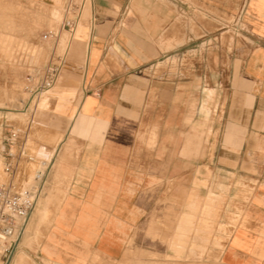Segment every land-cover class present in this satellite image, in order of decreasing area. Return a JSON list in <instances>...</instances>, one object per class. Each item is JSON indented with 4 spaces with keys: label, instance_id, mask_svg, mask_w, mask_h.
I'll list each match as a JSON object with an SVG mask.
<instances>
[{
    "label": "crops",
    "instance_id": "crops-1",
    "mask_svg": "<svg viewBox=\"0 0 264 264\" xmlns=\"http://www.w3.org/2000/svg\"><path fill=\"white\" fill-rule=\"evenodd\" d=\"M89 5L58 57L59 142L8 264H264V0Z\"/></svg>",
    "mask_w": 264,
    "mask_h": 264
},
{
    "label": "rangeland",
    "instance_id": "rangeland-1",
    "mask_svg": "<svg viewBox=\"0 0 264 264\" xmlns=\"http://www.w3.org/2000/svg\"><path fill=\"white\" fill-rule=\"evenodd\" d=\"M66 1L57 0L54 6L53 0H0V173L2 172L1 177L5 181L13 179L19 186H22L23 178L25 187L38 185L35 175L41 167L37 161H43V165L47 163L44 167L42 165V170L49 165L48 159L39 156L38 152L53 149L59 142L58 136L53 135V129L56 125L60 126L61 111L55 105L57 101L53 89H45L48 90L46 95L53 99L42 108L37 107L34 100L42 90L30 100L31 90L43 81L48 67L65 65L58 57L65 55L67 48L70 47L71 37L79 33L80 27L90 25V17L86 16L88 3L75 33L63 28ZM223 17L227 20L233 19L232 16L225 14ZM225 38V35H222L223 46L227 45ZM39 116L44 122L41 124L45 127L43 132L37 135L36 124ZM9 125L15 126L21 132L25 128V147L28 145V154L23 160L17 159L16 171L11 174L4 170L5 155L2 142L3 134L9 129ZM14 151L18 152V145L14 147ZM42 197L43 185L38 199ZM208 256L195 255L188 259H178L166 254L138 256L131 253L125 261L116 264H221L209 263Z\"/></svg>",
    "mask_w": 264,
    "mask_h": 264
},
{
    "label": "built area",
    "instance_id": "built-area-1",
    "mask_svg": "<svg viewBox=\"0 0 264 264\" xmlns=\"http://www.w3.org/2000/svg\"><path fill=\"white\" fill-rule=\"evenodd\" d=\"M91 0H67L62 27L70 32H74L81 19L84 7ZM93 20V17H92ZM59 66L48 67L43 81L31 90V98H34L41 90L53 86L57 78ZM29 108V103L27 104ZM25 110V105L23 107ZM24 131H20L13 125L3 134L4 143V170L7 174L14 173L18 152L14 147L18 145L20 137ZM48 165L44 170H37L35 179L38 185L30 187L19 186L10 181H0V261L1 264H8L20 239L23 227L27 219L33 212L41 191L43 181L46 176Z\"/></svg>",
    "mask_w": 264,
    "mask_h": 264
},
{
    "label": "bare ground",
    "instance_id": "bare-ground-1",
    "mask_svg": "<svg viewBox=\"0 0 264 264\" xmlns=\"http://www.w3.org/2000/svg\"><path fill=\"white\" fill-rule=\"evenodd\" d=\"M42 2V1H41ZM55 2H57V0H53V3H54V6H55ZM88 4V3H87ZM86 4V5H87ZM90 4V3H89ZM86 7V6H85ZM85 7H84V9H85ZM83 12H84V10H83ZM93 14H91V7H90V5H89V9L87 10V12H86V16L87 17H90V24H91V21H92V16ZM86 17V18H87ZM81 40V38L79 37V33H77V35H74V36H72L71 37V40H70V42H69V44H70V47H72L73 45H76L77 43H78V41H80ZM6 44V43H5ZM75 51V50H74ZM68 67V66H67ZM68 69H69V67H68ZM64 70V69H63ZM72 77L73 76H71L70 78H69V80H68V82H67V84H69V82L71 81V79H72ZM72 82V81H71ZM72 84H74V83H72ZM54 85V84H53ZM48 89H50V88H48ZM48 90H42L41 92H40V94H38L37 96H36V98L34 99L35 101H36V104H37V107H40V108H42V107H44L49 101H51L50 99H53V98H51V96H48V95H46V92H47ZM51 91V90H50ZM53 92V91H52ZM44 93H45V95H44ZM49 95H51V94H49ZM80 104V103H79ZM35 105V104H34ZM36 106V105H35ZM41 116H39V117H37L38 119L40 118ZM49 118V117H48ZM40 119H42V118H40ZM46 119V118H45ZM38 121V120H37ZM44 123V122H43ZM37 125V124H36ZM43 128V127H42ZM46 129V128H45ZM44 130V129H43ZM53 135H55V134H53ZM57 136V135H56ZM57 145V144H56ZM49 148V147H48ZM40 149V148H39ZM41 150V149H40ZM40 150H38V151H40ZM49 150V149H48ZM48 150H46L45 152H44V149H43V152H44V154L42 155V157H45V159L47 158L48 159V161H49V165L51 164V162H52V155L55 153V151H56V149H50L49 151ZM48 151V152H47ZM41 153L42 152H38V155L39 156H41ZM38 163V166L39 167H41V168H38V170H42L43 169V167L47 164L46 162V164L45 165H43V161H37ZM41 165V166H40ZM42 165H43V167H42ZM48 165V166H49ZM29 167H31V166H29ZM17 168V167H16ZM15 168V169H16ZM33 168V167H32ZM35 168V167H34ZM49 168V167H48ZM45 169V168H44ZM16 171V170H15ZM36 171V170H35ZM3 174H2V172L0 173V181H5L4 179H3V177H1ZM5 177V176H4ZM24 179V178H23ZM21 180V183H22V186L23 187H25V179L24 180ZM39 200V199H38ZM38 200H37V203H38ZM36 203V204H37ZM36 209V208H35ZM225 264V263H224Z\"/></svg>",
    "mask_w": 264,
    "mask_h": 264
}]
</instances>
